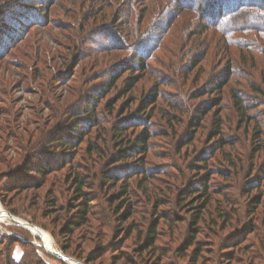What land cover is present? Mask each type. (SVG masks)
<instances>
[{"label": "rangeland", "instance_id": "rangeland-1", "mask_svg": "<svg viewBox=\"0 0 264 264\" xmlns=\"http://www.w3.org/2000/svg\"><path fill=\"white\" fill-rule=\"evenodd\" d=\"M202 1L0 0V264H264V0Z\"/></svg>", "mask_w": 264, "mask_h": 264}, {"label": "trees", "instance_id": "trees-1", "mask_svg": "<svg viewBox=\"0 0 264 264\" xmlns=\"http://www.w3.org/2000/svg\"><path fill=\"white\" fill-rule=\"evenodd\" d=\"M179 1V0H178ZM180 1H186L185 3L186 4H189L190 2H189V0H180ZM198 1H202V0H198ZM248 1V2H247ZM246 2L244 1V5L243 6H241L243 9H245V8H248V7H250V6H255L256 8H260V9H262V7H260V5L258 6V5H255V4H253L252 2H251V0H247ZM221 2H222V0H203L202 1V4L203 5H201V7H199V8H196V10L197 11H199V12H201V14L202 15H206V13H207V11H209V8L210 9H212V8H214V7H216L217 5H219V4H221ZM246 3V4H245ZM205 6H207L208 7V9L207 10H205V8H202V7H205ZM241 7H239L238 9H240ZM215 24V26L216 27H219V28H221V30L223 31V33H225V32H227L228 34H230L231 32H232V28H230V23L229 22H227V21H224V19L223 20H219V21H217L216 23H214ZM235 31H233L232 33H234ZM138 61H141L140 59L138 60ZM142 65H144V63H143V61H142ZM215 89H222V86L220 85V86H215L214 87ZM153 99H154V101H153V103H155V101H156V99H157V92H155V93H153ZM84 101H86L85 99L83 100V103H85ZM234 101H235V105H236V108L239 110V112L241 113V115L242 116H244L245 115V111H246V109L244 108V106H243V100H242V98H240V96L237 94V93H235L234 94ZM92 105L94 106V104L92 103V102H87V104H86V107L83 109V111H82V114L81 115H87V116H89L91 119H93V118H95V114H94V109L92 108ZM148 105H149V103H146V104H144L143 106H142V109H145L146 110V108L148 107ZM109 107H110V109L113 107V105H109ZM201 113V112H200ZM197 114H199V112L197 113ZM80 115V114H79ZM78 117V116H77ZM76 117V118H77ZM197 120H196V122H194V124L192 125V127L195 129V130H197L198 128H200V126H201V120L204 118V115L203 114H199L198 116H197ZM214 126H215V130H214V132H215V135H218V136H220V142H221V144L222 145H225V142H224V140H223V133H222V131L220 130L221 129V122H220V120H218L216 123H214ZM78 129H80V127L78 126V125H73L72 126V128L67 132V134L65 135V138L66 139H71V138H73L74 136V134L75 135H79V131H78ZM116 132H118V135H122L123 133H125L126 131H127V129L125 128V127H118V128H116V129H114ZM84 135V134H83ZM82 138V137H81ZM122 138V137H121ZM63 139V140H62ZM66 139H64V138H59L58 140H57V143L58 144H60V145H62V146H65L66 145V143L64 142V140L66 141ZM149 139H150V133L148 132V130H144L137 138H136V140L134 141V142H132L131 140L128 142V144H127V146L129 147V148H127L125 151H123V150H120V153L117 155V157L115 158V160H114V162L113 163H116V162H121L122 160H124L126 157H128V156H126L127 154L129 155V154H131V155H136L135 154V152H137V151H140L142 154H146L147 153V151H148V141H149ZM189 142V141H188ZM122 144H124V142H122ZM126 146V147H127ZM38 163L40 164L41 162H40V160L38 161ZM33 170H27V174H29V173H31ZM39 171H42V170H39ZM46 175V174H45ZM44 175V176H45ZM105 182H109V177H107L106 179H105ZM85 182H83L80 178H79V176H77V177H75V179H74V187L76 188V191H75V193L77 194V197H78V199L76 200V201H80L81 199H83V200H86V201H88V199L86 198L87 197V195H85L84 194V191H83V188L85 187V184H84ZM200 186H201V188H198V186L197 187H195V188H197V189H199L198 190V192L197 193H201V194H199V195H202L203 196V199H205L206 198V193H207V188H208V180H203V182L202 183H200ZM9 190H11V188H9ZM192 190V189H191ZM190 190V191H191ZM196 191V190H195ZM191 193V192H190ZM113 200V199H112ZM208 200V199H207ZM83 202L82 204H80L81 206L83 205L84 206V209L80 212V214H82V215H86L87 214V212H86V210H85V207H88L89 206V203H87V202ZM254 204H259V202H256V201H254L253 202ZM78 207H80V206H78ZM206 208V205H204L203 206V209H205ZM202 211H199L196 215H195V219H196V221L197 220H200V214L199 213H201ZM82 215H80V216H77V217H74L73 219H72V221H71V223L69 224L71 227L72 226H78V225H80V223H81V221L82 220H84L85 219V216H82ZM17 217H14V219H12V221L13 220H15L16 222H21L19 219H16ZM1 219H3L4 221H6V220H11V218L9 217V214L7 213V212H5L4 210H3V208L0 206V220ZM4 221H0V222H4ZM17 224H19V223H17ZM196 224H195V222H194V224H193V229H194V226H195ZM32 233V232H31ZM45 233V232H44ZM198 233V230L197 229H194L193 230V235L194 236H196V234ZM33 234V233H32ZM34 236H35V238H37V239H40V245L42 244V242H43V240H42V236H41V234H40V232H37L36 231V233L35 234H33ZM155 235H156V228H153L152 230H151V232H150V236H149V240L151 241V242H149L148 244L149 245H152L153 243H154V241H155ZM50 235L48 234V233H45L44 234V239L46 238V239H48V240H51L50 239V237H49ZM194 238V237H193ZM44 244V243H43ZM45 250H46V248L44 247V245H41ZM53 250L56 252L57 250L54 248V245H53ZM47 251V250H46ZM34 259V257H33V255L32 254H30L29 256H28V258L26 259V260H33ZM5 263L6 264H19V263H16L14 260H13V258H12V252H11V254L9 255V256H7L6 257V261H5ZM79 264V263H77V262H75V261H71V262H68V264ZM85 264H88L87 262H84ZM22 264H24V262L22 263Z\"/></svg>", "mask_w": 264, "mask_h": 264}, {"label": "water", "instance_id": "water-1", "mask_svg": "<svg viewBox=\"0 0 264 264\" xmlns=\"http://www.w3.org/2000/svg\"><path fill=\"white\" fill-rule=\"evenodd\" d=\"M26 223V222H25ZM33 227H35V226H33ZM36 229H39V228H37V227H35ZM52 255H54L55 257H57V258H59L60 260H62V261H64V262H68V260H74V259H72L71 257H68V256H66V255H64V254H62L61 252H59V251H56L55 253H51ZM74 261H76V260H74ZM77 263H79V264H82V263H80V262H78V261H76Z\"/></svg>", "mask_w": 264, "mask_h": 264}, {"label": "bare ground", "instance_id": "bare-ground-1", "mask_svg": "<svg viewBox=\"0 0 264 264\" xmlns=\"http://www.w3.org/2000/svg\"><path fill=\"white\" fill-rule=\"evenodd\" d=\"M10 218H11V220L12 219H14V217H11V216H9ZM22 225H24V224H22ZM25 226V225H24ZM36 229V228H35ZM38 232H40L41 234H44V232L42 231V230H40V229H36ZM68 261H72V260H68Z\"/></svg>", "mask_w": 264, "mask_h": 264}, {"label": "built area", "instance_id": "built-area-1", "mask_svg": "<svg viewBox=\"0 0 264 264\" xmlns=\"http://www.w3.org/2000/svg\"><path fill=\"white\" fill-rule=\"evenodd\" d=\"M26 223H28V222H26Z\"/></svg>", "mask_w": 264, "mask_h": 264}]
</instances>
